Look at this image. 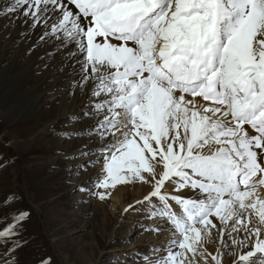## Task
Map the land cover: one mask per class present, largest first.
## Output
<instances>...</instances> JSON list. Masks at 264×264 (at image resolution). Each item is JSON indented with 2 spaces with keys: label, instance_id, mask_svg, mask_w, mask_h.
I'll list each match as a JSON object with an SVG mask.
<instances>
[{
  "label": "snow or ice",
  "instance_id": "snow-or-ice-1",
  "mask_svg": "<svg viewBox=\"0 0 264 264\" xmlns=\"http://www.w3.org/2000/svg\"><path fill=\"white\" fill-rule=\"evenodd\" d=\"M0 19L68 49L101 147L81 190L148 186L177 237L146 264H264V0H6ZM28 217L0 222V264Z\"/></svg>",
  "mask_w": 264,
  "mask_h": 264
},
{
  "label": "rangeland",
  "instance_id": "rangeland-1",
  "mask_svg": "<svg viewBox=\"0 0 264 264\" xmlns=\"http://www.w3.org/2000/svg\"><path fill=\"white\" fill-rule=\"evenodd\" d=\"M14 39V28H4L0 19V97L8 83L4 68L13 66L17 73L27 72L25 87H37L39 105L34 114L17 116L9 99L0 103V222L29 214L20 229L24 239L15 254L17 264H146V257L156 259L163 251L154 252L156 247L142 238L154 228L147 222V208L137 203L144 195L130 189L119 204L115 194L129 184L110 189L104 200L81 190L96 191L92 169L102 165L100 158L90 159L101 147H85L93 135L88 117L80 110L62 116L70 105L65 87H55L44 68L31 65L33 49L24 55L8 50Z\"/></svg>",
  "mask_w": 264,
  "mask_h": 264
},
{
  "label": "bare ground",
  "instance_id": "bare-ground-1",
  "mask_svg": "<svg viewBox=\"0 0 264 264\" xmlns=\"http://www.w3.org/2000/svg\"><path fill=\"white\" fill-rule=\"evenodd\" d=\"M5 3L6 0H0V8H2ZM2 23L4 28L13 27L15 31V39L9 44L7 49L17 50L19 54H22L21 52L33 49L36 54L33 56L31 65H38L44 68L47 77L53 78L55 87H57V85L65 87L66 90L64 93L66 94L67 99H69L70 105L68 104L67 106H64V111L61 113L62 116L67 115L72 110H80L84 113L86 110L89 111L88 106H86L88 105V99L86 98L85 94L81 93L73 83L75 79H78L79 69L77 67V70L73 71V69L69 66V62L72 58L68 55V49L58 47L57 41H49L48 43H44L39 39V30L33 32L28 30L25 26L20 25L18 22L9 23L6 19H2ZM3 77L7 79L8 83L4 84L3 97H0V103L4 99H9V105L11 106L12 110H14L13 115L30 116L34 114L36 108L39 106L38 91L36 90L37 87H25L24 80L27 78V72L21 71L20 73H17L14 71L13 66H6L3 71ZM66 110L69 111L65 112ZM87 123L90 127L95 123V121L88 117ZM88 146L100 147V141L95 137V133L86 138L85 147ZM91 154L92 157H90V159L92 160V163L94 161H98V158L101 157V148L95 149ZM101 166L93 167L92 172L95 178L98 175H103V173L100 171ZM90 183L91 181L89 184ZM130 189L133 190L135 195L138 197L145 195L148 192V186L141 185L139 182H136L135 184H129L119 193H114L115 199L119 204L123 203V200L128 199L125 198V195L127 196V192ZM144 207L147 208L146 211L148 212L149 207L147 205H144ZM173 207L176 208L175 205ZM147 222H154L153 229H155L157 224H159L163 231L157 233L153 230L151 233H145L142 237L145 244L164 249L171 240L177 238L173 236L172 231L170 230V225H167L166 221L161 220L160 218L155 220L147 218ZM213 237V242L207 245L209 251H214L220 247L215 231L213 232ZM225 241L226 243H230V239L227 237H225ZM161 244L163 245L160 246ZM224 259L227 261L228 257L225 256Z\"/></svg>",
  "mask_w": 264,
  "mask_h": 264
}]
</instances>
